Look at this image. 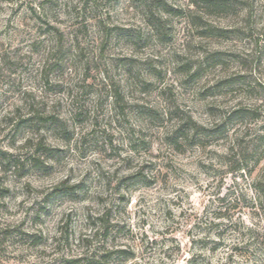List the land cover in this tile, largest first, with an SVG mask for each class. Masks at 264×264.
Wrapping results in <instances>:
<instances>
[{
  "label": "clouds",
  "instance_id": "9594fccd",
  "mask_svg": "<svg viewBox=\"0 0 264 264\" xmlns=\"http://www.w3.org/2000/svg\"><path fill=\"white\" fill-rule=\"evenodd\" d=\"M0 264H264V0H0Z\"/></svg>",
  "mask_w": 264,
  "mask_h": 264
},
{
  "label": "trees",
  "instance_id": "16d2710c",
  "mask_svg": "<svg viewBox=\"0 0 264 264\" xmlns=\"http://www.w3.org/2000/svg\"><path fill=\"white\" fill-rule=\"evenodd\" d=\"M210 7H213V8H223L224 5L218 4V3H212V4H210Z\"/></svg>",
  "mask_w": 264,
  "mask_h": 264
},
{
  "label": "rangeland",
  "instance_id": "374dc122",
  "mask_svg": "<svg viewBox=\"0 0 264 264\" xmlns=\"http://www.w3.org/2000/svg\"><path fill=\"white\" fill-rule=\"evenodd\" d=\"M217 9H220V8H217ZM225 31H231L230 29H224ZM205 31H207V29H205ZM185 69L187 70V66H185ZM190 71V70H189ZM196 74H192V75H190L189 77H188V79H192L193 78V76H195ZM234 78V77H233ZM215 85H213V87H214Z\"/></svg>",
  "mask_w": 264,
  "mask_h": 264
}]
</instances>
